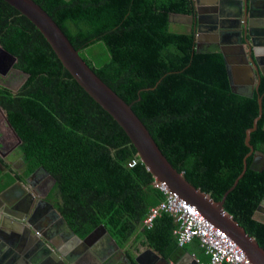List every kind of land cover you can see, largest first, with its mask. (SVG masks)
Segmentation results:
<instances>
[{
  "label": "trees",
  "instance_id": "trees-1",
  "mask_svg": "<svg viewBox=\"0 0 264 264\" xmlns=\"http://www.w3.org/2000/svg\"><path fill=\"white\" fill-rule=\"evenodd\" d=\"M34 1L199 190L219 201L247 158V170L223 209L264 248V219L256 217L264 169L252 168L264 156V72L256 88L233 91L223 54L196 47L194 0ZM172 15L193 17V25L174 23ZM0 45L16 57L13 67L27 74L16 90L0 83V107L20 140L16 149L23 161L19 173L0 156V190L44 170L53 182L48 198L74 233L84 236L102 224L130 262L138 246L167 258L178 247V223L162 211L150 226L143 224L164 193L123 127L6 0H0ZM258 97L263 112L251 132L254 152L247 156L245 131L259 115ZM131 160L136 162L129 166ZM191 243L205 254L197 239Z\"/></svg>",
  "mask_w": 264,
  "mask_h": 264
},
{
  "label": "water",
  "instance_id": "water-1",
  "mask_svg": "<svg viewBox=\"0 0 264 264\" xmlns=\"http://www.w3.org/2000/svg\"><path fill=\"white\" fill-rule=\"evenodd\" d=\"M6 1L9 2L14 8H16L21 14L26 16L39 29L44 38L52 47L53 51L56 53L63 66L69 70V72L77 80V82L123 127L132 143L136 147L135 149L140 161L152 174L153 183L165 185L168 190L175 192L179 197L183 198L186 203L193 206L199 212V214L211 225H213L217 229L224 231L228 235V237L247 256L250 264H264V248L261 247L256 239L253 236L249 235L245 231V229L237 221H235L234 218L226 210L223 209V202L226 195L236 187L239 180L243 177L247 170V158H245L244 160L243 171L235 181L234 185L231 186L223 194L222 198L219 201H214L209 194L202 192L198 189V187H195L193 184H191L184 177L182 172L178 171L170 164V162L159 149L155 140L150 135V131L132 109L131 105L127 103L121 96H119L93 71L92 68L87 65V63L79 55V51L74 48L67 36L57 25V23L41 6H39L34 0ZM194 1L197 6L200 5V2H198L197 0ZM255 2H257V0H252L249 4L247 3V0H212V5L223 4V6H220L222 13L219 14L220 18H222L221 22H207L205 19L208 15L211 17H216L218 14L216 13V9L214 13H211L210 10L206 9V16H204L205 18H203L201 17V8H197L199 16L196 15V47L198 50H200L202 43L205 42L203 38H205L207 34H209V32H216L217 23H221V38H218V36L215 35V40L213 42L216 41L219 44V47L216 50L220 51L224 56L230 85L235 92L243 93L250 90L239 89V84H241V82L237 81V72L235 71H237L238 68L243 67L241 64L248 65L247 68L250 71V81L247 82V84L251 86V90L257 87L260 73H262L261 68L264 64V58L259 56V51H256V49L254 48L253 36L257 34V32H255V29L257 27H261L264 29V13L261 11L255 13V9L253 6ZM229 21H235V24L227 25L228 27L224 28L222 26V23H227ZM208 28H210V31ZM233 32L235 33V38L231 40L229 37L233 36ZM259 35L261 37H264V31L259 32ZM242 41L248 44V58L243 56V52L241 51V45L239 43H241ZM234 43L239 44L237 48L242 53L241 63H235L234 60H232L231 54L232 51L236 48L234 46ZM249 43H251L252 46H250ZM251 47H253V50ZM0 51L12 57L13 66L17 61L16 57H14L1 45ZM255 78L257 80H254ZM255 81L256 83H254ZM257 101L259 102V115L255 118L252 127L247 128L245 131L244 143H246V146L251 150L247 156H251L254 152V148L250 144L251 132L256 129L257 122L262 117L263 112L261 97H258ZM6 117L10 123L7 114ZM10 125L12 126L11 123ZM252 168L258 171H262L264 169V156H261V158H256V160L252 164ZM263 205L264 198L260 202L256 213L260 211V208L263 207ZM57 214L61 219H63V222L65 223V218L59 212H57ZM7 230H9L8 226L5 225L4 220L0 218V231L7 232ZM99 230L105 231L107 233L105 227L102 224H98L97 227H95L86 237L80 238L77 234L74 233V238L78 241L85 242ZM35 240H37L39 244L44 241L41 237H39V235L36 236ZM112 241L114 242L113 239ZM114 244L117 246L115 242ZM3 247L4 244L0 243V249ZM150 254L156 258L158 257L157 253L150 248H146L143 252V255ZM28 255L29 254L27 253H25L24 256L21 257L17 255L16 264H20L19 260L22 264H40L39 262L33 261L31 260V258H28ZM140 258V254L136 255L133 259V263L140 264ZM56 259L58 258L56 257ZM58 260V263L67 264V260L63 261L62 258H59ZM133 263L130 262V264Z\"/></svg>",
  "mask_w": 264,
  "mask_h": 264
},
{
  "label": "flooded vegetation",
  "instance_id": "flooded-vegetation-1",
  "mask_svg": "<svg viewBox=\"0 0 264 264\" xmlns=\"http://www.w3.org/2000/svg\"><path fill=\"white\" fill-rule=\"evenodd\" d=\"M197 1L200 2L199 6H197V4L195 3L197 16H199V13L197 12L198 7L201 8V17L203 18H205L204 16H206V9L210 10L211 13H214L216 9V13H218L216 17H211L208 15L205 19L207 22H221L222 18H220L219 14L222 13L220 6H223V4L212 5V0ZM250 1L252 0H247V3L249 4ZM258 3H262L260 8L257 5ZM253 6L255 9V13H257L258 11L264 13V0H257V2L253 4ZM193 21V17H189L187 25L192 26ZM220 24L217 23L216 32L212 31L210 35L207 34V36L203 38L205 42L202 43L201 47H203L204 45L205 49H214L216 46L219 47L218 42L213 41L215 40V35H217L218 38H221ZM232 24H235V21L222 23V26L225 28L228 27L227 25ZM263 31V28L257 27L255 29V32H257V34L253 36V40L254 48L256 49V51H259V56L264 58V37H261L259 35V32ZM234 34L235 33L233 32V36L229 37L231 40L235 38ZM212 44L214 45L212 46ZM239 44L241 45V51L243 52V56L248 58V44H246L244 41ZM239 44L234 43V46L236 48L232 51L231 54L232 60H234L235 63L242 62V53L237 48ZM249 45L252 46L251 43H249ZM251 48L253 50V47ZM2 55L3 53L1 54L0 52V57H2ZM241 65L243 67L238 68V70L235 71L237 72V81L241 82V84H239V89L244 90L246 88H249L251 90V86L247 84V82L250 81V71L247 68L248 65ZM262 67H264V64ZM0 83L11 87L9 84L3 83L1 81ZM1 132L2 134L0 133V156L7 161L6 155H12L14 153L12 151L14 147H17V144H12L13 140L7 138L8 136L9 138H11L10 135H8V132ZM5 147H7V149L3 150V148ZM7 162L10 163L14 171H18L19 173H21V171L23 170V161L22 164H20L18 167H15L12 162ZM3 168L4 170L9 171V169L5 167ZM14 182H17L21 185L22 193H20L17 198L13 201H9L5 196H0V218L4 220L5 225H7L9 228L7 232L0 231V243L4 244V247L0 249V264H16L17 255L21 257L24 256L25 253L29 254L28 258H31V260L37 261L40 264H61L58 263L59 258H62L63 261L67 260V264H103V260L99 258L97 254V249L101 246V244H98V232L92 235L89 240L85 241L82 244V247L78 249V243H76V241L79 243L81 241H78L74 238V232L68 227L66 222H63V219H61L60 216L57 214V212L59 211L54 207V204L48 198V195L53 186V182L51 176L46 171H35L31 175L25 177L24 181L15 180ZM257 213H260L262 214V216H264V212L261 209ZM17 217L20 219H18ZM64 229H67V231L69 230V237H64ZM37 235H39V237L44 240L41 244H39L37 240H35ZM93 237L94 240H92ZM56 257L58 259H56ZM126 258L128 259L127 256ZM19 262L20 264H22L20 260Z\"/></svg>",
  "mask_w": 264,
  "mask_h": 264
},
{
  "label": "built area",
  "instance_id": "built-area-1",
  "mask_svg": "<svg viewBox=\"0 0 264 264\" xmlns=\"http://www.w3.org/2000/svg\"><path fill=\"white\" fill-rule=\"evenodd\" d=\"M135 162L131 160L128 165L132 166ZM154 185L164 193V199L149 208L142 220L144 225L150 226L154 217L162 211H168L178 223L174 230L178 247H183L197 239L199 247L209 257L208 262L204 264H248L241 249L224 231L211 225L193 206L186 203L175 192L168 190L165 185Z\"/></svg>",
  "mask_w": 264,
  "mask_h": 264
},
{
  "label": "crops",
  "instance_id": "crops-1",
  "mask_svg": "<svg viewBox=\"0 0 264 264\" xmlns=\"http://www.w3.org/2000/svg\"><path fill=\"white\" fill-rule=\"evenodd\" d=\"M257 5L260 8L262 3H258ZM213 45L214 44H212V46ZM217 48H218V46H216L214 49L216 50ZM2 53H3L2 57L4 59H6L8 62L12 61L11 56H9L8 54H5L4 52H1V54ZM12 69H13V71H15L18 74V76H21L24 74L25 79H26V77H27L26 73L13 68V66H12ZM261 70H262V72H264V67H262ZM21 84H19V86ZM239 87H240V85H239ZM16 89H14V90H16ZM0 110L4 111V109L2 107H0ZM6 119H7V117H6ZM8 123H9V121H8ZM9 125H10V123H9ZM5 171H7V170H5ZM9 194L10 193L7 191L6 192L5 191L0 192V196H5L6 198H9L8 197ZM260 209L264 212V206L261 207ZM63 234L67 235L69 237V234H70L69 230L67 231V229H64ZM92 240H94V237L92 238ZM74 241H76V240H74ZM191 242L186 244L183 248L177 247L167 258H164V257L160 256L159 254H157L158 255L157 258L151 254L150 255H143V252L145 251L146 247H141V246H138V248L136 250H134L133 253H134V257L136 255L140 254V256H141V258L139 260L140 264H204L206 262V259H207L206 255L201 254L199 248L195 247L194 244H192ZM77 243H78L77 244L78 249H80L82 247V242H80V243L77 242ZM98 244H101V246L97 249L98 250L97 254H98V257L103 260L102 261L103 264L104 263L105 264H130V262L126 258L125 249L122 247H119L118 245L116 246L114 244V242L112 241V239L110 238V236L107 233L103 232L102 230L98 231ZM133 264H136V263H133Z\"/></svg>",
  "mask_w": 264,
  "mask_h": 264
},
{
  "label": "rangeland",
  "instance_id": "rangeland-1",
  "mask_svg": "<svg viewBox=\"0 0 264 264\" xmlns=\"http://www.w3.org/2000/svg\"><path fill=\"white\" fill-rule=\"evenodd\" d=\"M171 21L174 22V23H177V24H186L187 25L188 21H189V17L180 16V15H172L171 16ZM200 49L204 50L205 49V45L202 48H200ZM24 80H25V75L24 74L21 75V76H18V74L15 71H13V69H12V61L8 62L3 57H0V81L1 82L9 84L13 89H16L19 86V84H21ZM248 89L246 88V90H248ZM1 131L6 132V133L8 132V135H10L11 138H9V136L7 138L13 140L12 144L14 143V144L18 145L19 139H18L16 133L14 132V130L12 129V127L9 125L8 120L6 119L5 112L2 111V110H0V133L2 134ZM6 149H7V147L3 148V150H6ZM12 152H14V153L12 155H10V156H7L8 154L6 153L7 154L6 155V159H7V161L12 162V164L15 165V167H18L20 164H22L20 153H18L16 147H14ZM8 173H9L8 170L7 171L4 170L3 175L8 174ZM9 176H10L9 179L12 178L11 175H9ZM4 191L5 192L7 191V192L10 193L8 195L9 198H7V199L9 201H13L14 199L17 198V196L20 193H22V187H21V185L19 183L14 182V180H13L11 186L7 187L6 189L0 190V192H4ZM256 217L258 219H264V217L260 213H257ZM95 227H97V226H95ZM86 235H84V236L78 235V236L80 238H83ZM64 237H68V236L64 235Z\"/></svg>",
  "mask_w": 264,
  "mask_h": 264
},
{
  "label": "bare ground",
  "instance_id": "bare-ground-1",
  "mask_svg": "<svg viewBox=\"0 0 264 264\" xmlns=\"http://www.w3.org/2000/svg\"><path fill=\"white\" fill-rule=\"evenodd\" d=\"M209 29V31H210V28H208ZM210 33V32H209ZM45 230V229H44ZM177 240V239H176ZM82 242V244L84 243V241H81ZM77 243V242H76ZM183 248V247H182ZM243 255H244V258L247 260V262H248V264H250V262H249V259L247 258V256L243 253ZM199 260V259H198ZM245 261V260H244Z\"/></svg>",
  "mask_w": 264,
  "mask_h": 264
}]
</instances>
